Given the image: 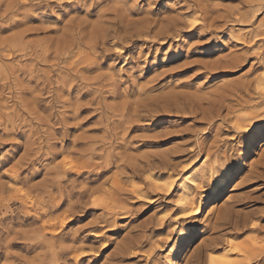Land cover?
<instances>
[{"label": "rangeland", "instance_id": "obj_1", "mask_svg": "<svg viewBox=\"0 0 264 264\" xmlns=\"http://www.w3.org/2000/svg\"><path fill=\"white\" fill-rule=\"evenodd\" d=\"M143 4L0 2V264H172L189 245L184 264H264V148L231 125L264 123V0ZM190 192L200 215L175 219ZM244 220L261 226L238 234Z\"/></svg>", "mask_w": 264, "mask_h": 264}, {"label": "snow or ice", "instance_id": "obj_2", "mask_svg": "<svg viewBox=\"0 0 264 264\" xmlns=\"http://www.w3.org/2000/svg\"><path fill=\"white\" fill-rule=\"evenodd\" d=\"M0 2H2V0H0ZM21 3L23 4H27L28 0H20ZM107 2V0H105V3ZM168 0H165V3H167ZM149 3V0H144V4L142 5V7L146 6ZM13 4V0H9V7H11ZM104 5L100 4L97 6V12L99 11L100 8H103ZM45 9L44 8H39L37 9V12H43ZM58 12L60 13V15L64 16V18L67 20L69 19V16L67 14H65L64 9H58ZM70 13H80L81 15L86 14L85 10L83 8H70L69 9ZM97 12L93 13V17H95V15L97 14ZM50 19L55 20V17H50ZM33 22H38V21H33ZM189 24L192 25L193 28L196 27V25L199 23L197 20L195 19H189L188 21ZM20 26L17 25V28H19ZM7 34H12L11 33V29H9L5 35ZM197 42H203V41H197ZM121 49L117 48L116 52H120ZM105 67H107V65H105ZM249 68H251V64H249ZM249 69L246 68L244 71H248ZM258 71L260 72V76L264 77V69H258ZM100 73H98L99 75ZM257 91L259 92H264V87H260L257 88ZM160 131H163V129H161ZM239 131L241 133H243L244 135H242L240 137V142L243 143L245 145V147H254L256 150H261V148H264V123L261 124H257L255 127H253L252 129H247V128H241L239 129ZM21 140L24 139V137L20 138ZM64 163L66 166H68V170L69 171H75L74 167L70 166V162L68 161L67 157H64ZM5 167H7V165H5ZM4 169L0 168V172H2ZM191 175V173L189 174ZM36 179L38 180L39 177H36ZM187 179V177L185 178ZM206 179H210V178H206ZM224 179L223 176H221L219 179H217L214 183L208 184L206 183L204 186L207 189L204 193V196H206L207 198L211 199L213 198V196L217 193L220 185H221V181ZM157 191H161V190H166V191H171V188L168 184H157ZM181 191V189H177V192ZM93 203H96L95 198H93ZM171 213H169L170 215ZM186 216H192L193 213L191 212H186L183 213ZM181 216V213H177L176 216L174 217L175 219L179 220ZM202 217H198L197 219H201ZM161 219H164L163 216H161ZM261 225L259 223L253 222L251 227L253 229L259 228ZM180 231L185 232V233H195L197 231H202V229L199 228V225L197 224H192L189 225L187 227H182L180 229ZM177 239H180L179 235L177 236ZM243 239V238H241ZM247 239L251 240L252 236L249 235L247 237ZM228 244L232 246V250L235 253H239L241 256L244 255L243 251H242V246L237 243V241L235 239H229L228 240ZM194 245H189L188 248L184 249V250H180L179 248L177 249V252L173 255L172 257V264H184L185 259L187 257V255L193 250ZM257 247H261L264 248V244H260L257 245ZM169 251L171 252L172 249L169 248ZM81 255H87V253H82ZM75 259L79 260L80 257L77 256L75 257ZM211 259L213 260L214 264H251V261H244V260H237V259H230V258H226L222 255H215L212 256ZM85 264H87V261H85Z\"/></svg>", "mask_w": 264, "mask_h": 264}, {"label": "bare ground", "instance_id": "obj_3", "mask_svg": "<svg viewBox=\"0 0 264 264\" xmlns=\"http://www.w3.org/2000/svg\"><path fill=\"white\" fill-rule=\"evenodd\" d=\"M69 53V52H68ZM66 54V53H65ZM69 55V54H68ZM66 56V55H65ZM69 58V57H68ZM71 63V62H70ZM76 63V62H75ZM72 64H74V63H71V65ZM78 64V63H77ZM75 66V65H74ZM260 87H264V77H261V78H259V80L257 81V83H256V90H257V88H260ZM258 93H259V95H262L263 97H264V92H259L258 91ZM262 96H260V97H262ZM252 118H254V116H252L251 114L250 115H248V116H235V118H234V122L232 121V123L233 124H231L234 128H236V130L238 131V132H240L239 131V129H241V128H247L248 126V124H246L248 121H250V120H252ZM214 168L215 167H213V166H210V171L212 172L213 170H214ZM209 171V172H210ZM217 171V170H216ZM205 173V172H204ZM214 174V173H213ZM230 174H227V172H226V174H225V178L221 181V185H220V188L221 187H223V186H225V183H226V181L228 180L227 178H226V176L228 177ZM229 178V177H228ZM211 182V181H210ZM203 185V182L202 181H199V183H198V188L199 187H203L202 186ZM173 187V184L170 186V188H172ZM203 189V188H202ZM207 189H204V191H206ZM235 191L236 190H232V191H230L229 192V194H227V196H225V200H224V203L223 204H225V203H230L231 201H232V199H233V197H234V193H235ZM168 192H170V191H168ZM191 193L192 192H190V194H188L187 193V195H185L184 196V199L182 198V204L179 206V208L178 209H180L181 210V216L180 217H183L184 219H188L189 217H196V216H198V215H200V213H201V209H200V207L198 206L197 208H195L196 206H194L195 204H194V202L192 201V199L190 198L191 197ZM193 198V197H192ZM214 205V204H213ZM228 205V204H227ZM226 205V206H227ZM218 208V206H213L212 208H211V210L213 211V210H215V209H217ZM186 212H191V213H193V215L192 216H186V215H184L183 213H186ZM219 216H218V218H220V220H231L232 218H233V212H232V210L230 209V208H224L222 211H220L219 213ZM218 220V219H217ZM240 224H239V227L237 228L238 229V231H237V233L238 234H240V232H241V234L242 233H244V232H246V231H248V230H252L253 228H251V226L249 227V222L248 221H243L242 223L241 222H239ZM198 235H200V232L198 233ZM231 246V245H230ZM242 246H244V245H242ZM232 248V247H231ZM247 248V247H246ZM248 248H249V246H248ZM208 250H211V251H218V250H220V248L218 247V245H213V246H211V247H209V248H207ZM243 249V248H242ZM248 250L249 249H247V252H248ZM255 251V250H254ZM227 252V251H226ZM253 253V252H252ZM249 254V253H248ZM257 254V253H256ZM212 255V254H211ZM226 255V254H225ZM228 255V254H227ZM226 255V256H227ZM261 256V253H259L258 252V256H257V258H259L260 256ZM223 256V255H222ZM254 257H256V255L254 256ZM254 259H256V258H254ZM248 261H251L250 259H248ZM209 262H210V264H214V262H213V260L210 258V260H209Z\"/></svg>", "mask_w": 264, "mask_h": 264}]
</instances>
